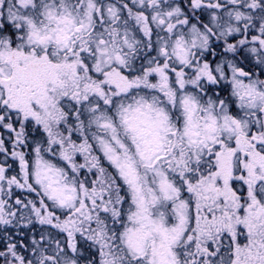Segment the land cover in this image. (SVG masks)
I'll return each mask as SVG.
<instances>
[{"label":"snow or ice","instance_id":"obj_1","mask_svg":"<svg viewBox=\"0 0 264 264\" xmlns=\"http://www.w3.org/2000/svg\"><path fill=\"white\" fill-rule=\"evenodd\" d=\"M0 264H264V0H0Z\"/></svg>","mask_w":264,"mask_h":264}]
</instances>
